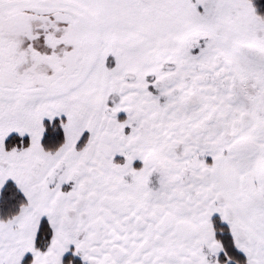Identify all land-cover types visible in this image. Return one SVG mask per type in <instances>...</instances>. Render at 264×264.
Segmentation results:
<instances>
[{
    "label": "snow or ice",
    "instance_id": "6c2138e0",
    "mask_svg": "<svg viewBox=\"0 0 264 264\" xmlns=\"http://www.w3.org/2000/svg\"><path fill=\"white\" fill-rule=\"evenodd\" d=\"M0 264H264V0H0Z\"/></svg>",
    "mask_w": 264,
    "mask_h": 264
}]
</instances>
